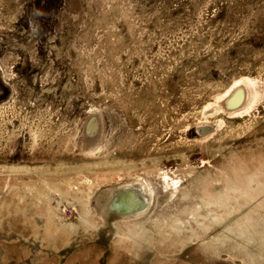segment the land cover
I'll list each match as a JSON object with an SVG mask.
<instances>
[{
  "label": "rangeland",
  "instance_id": "rangeland-1",
  "mask_svg": "<svg viewBox=\"0 0 264 264\" xmlns=\"http://www.w3.org/2000/svg\"><path fill=\"white\" fill-rule=\"evenodd\" d=\"M0 264H264V0H0Z\"/></svg>",
  "mask_w": 264,
  "mask_h": 264
},
{
  "label": "bare ground",
  "instance_id": "bare-ground-1",
  "mask_svg": "<svg viewBox=\"0 0 264 264\" xmlns=\"http://www.w3.org/2000/svg\"><path fill=\"white\" fill-rule=\"evenodd\" d=\"M232 93V92H231Z\"/></svg>",
  "mask_w": 264,
  "mask_h": 264
}]
</instances>
